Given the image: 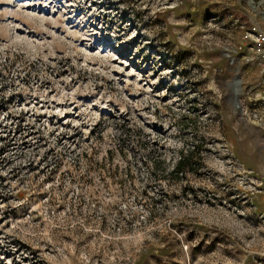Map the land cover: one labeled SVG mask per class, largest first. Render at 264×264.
<instances>
[{
    "label": "rangeland",
    "instance_id": "obj_1",
    "mask_svg": "<svg viewBox=\"0 0 264 264\" xmlns=\"http://www.w3.org/2000/svg\"><path fill=\"white\" fill-rule=\"evenodd\" d=\"M251 23L264 0H0V264H264Z\"/></svg>",
    "mask_w": 264,
    "mask_h": 264
},
{
    "label": "built area",
    "instance_id": "obj_2",
    "mask_svg": "<svg viewBox=\"0 0 264 264\" xmlns=\"http://www.w3.org/2000/svg\"><path fill=\"white\" fill-rule=\"evenodd\" d=\"M243 41L250 44L254 56L264 65V28L258 24L242 26Z\"/></svg>",
    "mask_w": 264,
    "mask_h": 264
},
{
    "label": "trees",
    "instance_id": "obj_3",
    "mask_svg": "<svg viewBox=\"0 0 264 264\" xmlns=\"http://www.w3.org/2000/svg\"><path fill=\"white\" fill-rule=\"evenodd\" d=\"M187 161H188V157L187 158H182L179 163L177 164L175 170H174V173L176 174H179L180 172L181 173H185V172H188V171H192V168L190 166H188L187 164Z\"/></svg>",
    "mask_w": 264,
    "mask_h": 264
},
{
    "label": "crops",
    "instance_id": "obj_4",
    "mask_svg": "<svg viewBox=\"0 0 264 264\" xmlns=\"http://www.w3.org/2000/svg\"><path fill=\"white\" fill-rule=\"evenodd\" d=\"M251 24H255V23H251Z\"/></svg>",
    "mask_w": 264,
    "mask_h": 264
},
{
    "label": "water",
    "instance_id": "obj_5",
    "mask_svg": "<svg viewBox=\"0 0 264 264\" xmlns=\"http://www.w3.org/2000/svg\"><path fill=\"white\" fill-rule=\"evenodd\" d=\"M237 86H238V84H237Z\"/></svg>",
    "mask_w": 264,
    "mask_h": 264
}]
</instances>
